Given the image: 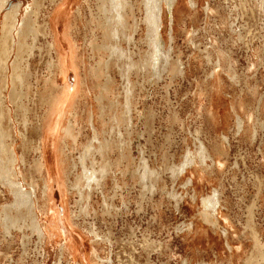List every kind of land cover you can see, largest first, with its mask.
Returning <instances> with one entry per match:
<instances>
[{
    "label": "rangeland",
    "instance_id": "1",
    "mask_svg": "<svg viewBox=\"0 0 264 264\" xmlns=\"http://www.w3.org/2000/svg\"><path fill=\"white\" fill-rule=\"evenodd\" d=\"M8 2L4 10L19 3L18 22L31 8L40 24L64 8L50 56L49 30L27 37L29 85L18 102L10 84L3 91L0 264H264V9L255 0H177L171 18L161 2L167 61L155 66L146 0H123L121 23L108 0ZM49 77L53 105L39 98ZM200 142L214 161L177 175ZM214 190L215 225L199 215Z\"/></svg>",
    "mask_w": 264,
    "mask_h": 264
},
{
    "label": "bare ground",
    "instance_id": "2",
    "mask_svg": "<svg viewBox=\"0 0 264 264\" xmlns=\"http://www.w3.org/2000/svg\"><path fill=\"white\" fill-rule=\"evenodd\" d=\"M50 1L54 2L55 0H50ZM108 1H109L108 2L109 3L108 9L110 11L109 13L112 12L113 16L117 19V21L119 20L118 23H121L120 19H121V9L123 7V0H108ZM175 1L177 2V0H146V4H145L146 16H145V18L143 17L144 18L143 22L145 23L146 29H147V37H148L147 39L150 40V43L153 46L152 59L151 60L153 61L155 66L159 62V57H161V56H163L164 61H167V56H164L165 53L163 54V51L161 49L162 48L161 41L163 40V38H162L161 30H159L160 29V23H162L160 3L165 2L168 6H170V10H171L170 12H171V18H172L173 11L176 10V8H177V7H174V9H172ZM7 2H8V0H0V17L2 18L1 19V25H0V114H5L6 117L8 116V110L6 109V112H5L4 108H3L4 101H5L3 91L8 88V84H10V86H11L8 97L10 98V101L13 104H14V102L16 103V101L19 99L18 98V97H20L19 93L21 92V89L23 88V86L29 85L28 77L30 76L29 75L30 73H29V70L27 67V65L29 63L28 64L27 63L22 64V62L24 60H27L26 58L24 59V55H27L29 57L32 55V46H31L32 44L27 43V37H31L32 39H35L36 37L42 36V38H44L48 34V30H49L53 36V40L51 43L47 44L48 50H46V52L50 56V54H49L50 50L55 49L54 45H56L55 33L52 31L54 21L57 20V17L55 20H54V17L62 11V8H64V7H62L61 11H60L58 9L59 6H57L56 8H54L53 11L51 10L53 13L49 19V22L43 21V23H41V24L38 23V18H39V14H40L39 8H36V9L31 8V9H28L26 11L27 16L24 19L20 18L21 20H20V22H18V14H19V8H20L19 3L11 5L10 9L4 10L3 8L7 4ZM191 4H192V6L195 5L194 2H192ZM255 4H256V6H259V8L264 9V0H255ZM102 5H103V3L101 4V6ZM5 8H6V6H5ZM101 8H103V7H101ZM31 14H32L33 18H31ZM63 19H64V17H63ZM62 21H65V20H62ZM98 24H99V22H98ZM108 30H109L111 35H117V32L115 30H111V29H108ZM152 32H153V35H152ZM104 35L107 36L109 34H104ZM104 38H106V37H104ZM97 46H98V44H97ZM98 47H97V49H98ZM92 48H93V46H92ZM118 49H116V50H118ZM13 51H15V57L13 58V60L11 61L10 65H9L8 64V58ZM92 51H94V49H92ZM59 57H60V55H59ZM59 57L57 58L56 63L53 59L48 61V64H47L48 69L52 70L53 67H57V66L59 67L60 60H61V58L59 59ZM31 60H33V59H31ZM103 62L105 63V61H103ZM130 64L133 66H136V64L134 62H131ZM215 65L220 67L218 61ZM215 73H216V71L212 72L211 76H214ZM50 82H52L50 77L45 80V85H43V94H40L39 98L42 102H44L46 104L52 103V105H53V103H55V100H54V94L52 93L51 89L54 88V87H52L54 85ZM54 84H55V82H54ZM217 119L221 124L223 123L222 115H218ZM248 119H250V117H248ZM236 120H237V125H238L239 129L241 130L243 127L244 120L239 114L237 115ZM214 123L217 125L216 121H214ZM70 130L71 129H70V124H69V127L67 128L68 134H71ZM197 132H199V131H197ZM5 134H6V136H10L6 132L3 131V126L0 125V139L3 138ZM211 145H212V150H214V152L218 151V153H222V148H221L220 143H218L217 141H214V142H212ZM37 148H39V145H37ZM212 152L213 151H211V149L209 150V147L207 145L200 142L198 147H197L195 154L191 153L188 150L185 152L182 161L176 166L174 171L177 173V175H180V174L184 173L188 167H190L191 165H195V164L198 166H203L202 170L205 171L204 168H208L207 167L208 166V160L210 159V160L214 161V159L212 157V155H213ZM10 158L12 161H14V159H15L13 149H10ZM0 161H1V159H0ZM36 167H37V169L45 167V159L43 156L41 157V159L38 162H36ZM86 177L88 179L94 178V177H92V175L86 176ZM11 183L13 186H15V184H17L16 181H13ZM13 193L15 196L16 195L18 196V194H21L18 191V189L13 190ZM220 193L218 192V190H214L212 194L202 196L201 200H200L201 211L199 212L200 213L199 215L202 216V219L204 221L211 223L213 225L216 224V222L214 220L215 213L217 211H219L218 206L220 204V201H219L220 197H221ZM194 199H195V197H194ZM194 201L196 202V199ZM30 203H31V199L29 200V204ZM19 204H20V202H19ZM189 234H192V233H186L187 236ZM229 249H231V248H229ZM246 261H247V259H246ZM200 264H209V263L202 261V262H200Z\"/></svg>",
    "mask_w": 264,
    "mask_h": 264
}]
</instances>
